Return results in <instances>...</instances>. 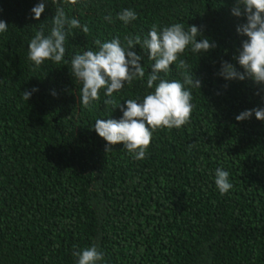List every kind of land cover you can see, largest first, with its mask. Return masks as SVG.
I'll return each instance as SVG.
<instances>
[{
  "label": "trees",
  "instance_id": "16d2710c",
  "mask_svg": "<svg viewBox=\"0 0 264 264\" xmlns=\"http://www.w3.org/2000/svg\"><path fill=\"white\" fill-rule=\"evenodd\" d=\"M39 2L0 0V20L8 24L0 33V264H76L72 253L92 244L104 253L99 264H264V121L254 114L235 120L264 107V91L256 94L264 86L217 75L222 60L243 71L234 57L247 39L236 31L246 17L232 14L235 0H81L65 7L90 29L87 36L73 29L65 61L95 50L96 39L143 38L152 25H196L197 39L216 43L181 57L201 81L191 89L190 122L154 132L143 160L122 143L106 152L95 120L123 113L103 103V91L85 108L70 64L45 61L34 69L27 59L35 31L44 24L47 34L55 14L45 0L35 20L31 9ZM125 8L138 15L128 25L117 18ZM134 50L146 83L152 61L139 45ZM165 78L183 79L175 64ZM32 88L38 91L22 99ZM144 95L137 80L113 98L124 104ZM216 168L233 184L224 195Z\"/></svg>",
  "mask_w": 264,
  "mask_h": 264
},
{
  "label": "clouds",
  "instance_id": "9594fccd",
  "mask_svg": "<svg viewBox=\"0 0 264 264\" xmlns=\"http://www.w3.org/2000/svg\"><path fill=\"white\" fill-rule=\"evenodd\" d=\"M51 3L55 6L51 27L47 34L44 24L35 31L28 44L27 59L34 69H39L45 61L56 65L70 64V73L80 86L83 107L89 108L94 101H99L103 91L107 97L103 103L112 105L113 109L120 108L123 114L119 119H97L93 125L97 134L107 142L106 152L113 145L122 143L133 159L143 160L154 132L179 129L190 122L193 109L191 89H200L201 81L194 78L193 68L190 69L188 62L181 57L189 49L200 56L217 47L214 41L206 37L197 39L202 36L200 28L190 25L185 29L182 23H172L163 28L152 25L143 38L139 34H129L124 36V43L119 36L106 41L96 39L95 50L76 53L70 61H65V41L69 35H75L73 29H80L85 36L90 29L87 24L81 25L78 19L65 12L66 6L71 8L81 3V0H51ZM44 11L45 0H40L31 9L35 20H40ZM231 12L236 17H246V23L238 24L236 31L247 39L242 41V47L234 57L243 71L229 61L222 60L217 75L225 81L251 79L255 84L264 86V0H235ZM117 18L124 25H128L138 15L133 9L125 8L117 13ZM104 19L111 22V13ZM7 30V22L0 20V33ZM136 45L152 61L146 83L145 68L140 62L143 57L134 50ZM174 64L183 77L182 80L165 78ZM182 69L185 71H180ZM137 80L145 84V95L142 98L126 99L124 104H117L113 94L124 89L125 84L131 87ZM36 91L37 88L23 90L22 99L29 101L32 93ZM261 91H264V87L258 89L256 94L260 95ZM253 114L256 119L264 121V107L260 106L240 112L235 120L242 122L252 118ZM214 182L221 195L228 193L233 187L229 172L222 168L215 169ZM72 255L76 257V264H99L104 260V253L98 250L96 244L76 250Z\"/></svg>",
  "mask_w": 264,
  "mask_h": 264
}]
</instances>
